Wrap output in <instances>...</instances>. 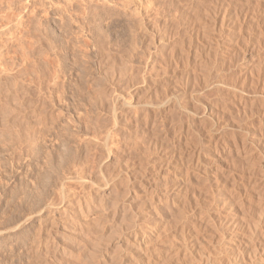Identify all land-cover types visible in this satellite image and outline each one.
<instances>
[{"label": "rangeland", "instance_id": "obj_1", "mask_svg": "<svg viewBox=\"0 0 264 264\" xmlns=\"http://www.w3.org/2000/svg\"><path fill=\"white\" fill-rule=\"evenodd\" d=\"M219 3L0 0V264H124L118 257L122 248L116 247L119 250L113 254L109 249L117 260L105 258L96 250L97 242L105 246L110 237L140 225L138 213L145 201L142 183L151 177L153 164L159 170L153 176L155 204L165 209L168 217L174 210V191L166 187L169 165L165 160H153L162 155L170 159L184 147L190 128L198 133L197 145L206 146L205 130L209 126L226 131L230 138L235 129L239 133V125L264 126V118L261 120L257 111L251 118V112L247 113V119L241 111V118L237 117L240 123L235 121L233 130L224 126V131L220 126L221 92L213 83L220 70V37L214 29ZM196 17L206 19L205 29L214 26L213 36L203 35L208 28H200ZM233 58L231 65L236 62ZM242 76L240 72L239 84L243 83ZM161 103L164 106L159 107ZM256 150L255 169L261 172L264 144ZM232 156H228L230 161L227 155L225 159L221 156L209 165L206 182L202 181L208 186L201 185L208 196L230 182L226 173L247 177L241 160L237 162L235 153ZM187 168L182 175L188 174ZM104 180L112 184L108 194L100 190ZM195 185L198 188L197 181ZM262 188L261 184L249 186L246 182L243 193L235 195L238 205L249 208L244 209L247 214L241 213L246 216L248 232L255 226L258 204L264 200V194L254 192L264 191ZM116 200L121 205L125 202L123 209L116 208ZM115 209L119 214H114ZM45 217H54L60 227L46 230ZM84 218L93 222L88 230L82 226ZM103 225L106 227L101 229ZM62 228L66 232H61ZM38 239L41 247L36 252Z\"/></svg>", "mask_w": 264, "mask_h": 264}, {"label": "bare ground", "instance_id": "obj_2", "mask_svg": "<svg viewBox=\"0 0 264 264\" xmlns=\"http://www.w3.org/2000/svg\"><path fill=\"white\" fill-rule=\"evenodd\" d=\"M218 16H219V18H217L218 19V23L216 25L217 27L215 28L213 26L214 29H218L217 35H219V37H220V45H221V46H219V44H218V47H220L219 78L217 81L213 82L214 84L218 85L219 91L221 92L220 93L221 99L218 98L219 100H221V101H219L220 105H218V106H220L219 107L220 110L218 111V113L219 112L220 113L217 115H220V116H218V118L219 119L221 118V121L220 120L219 121L222 124L220 125V123H218V125H220V126L223 125L222 129L224 126H225L224 128H229L231 126L232 129H230V128L229 129L233 130L236 128L235 127V124H236L235 121L241 120L240 118L242 115H239V113L241 111H242V114L245 115V118L247 117V113H249V112H251V114H249L250 118H251V116L253 115V112H254V114L256 113L255 111H257V113H260V114H258V116L260 115L259 117L261 118V120H262V118H264V113H263L264 112V0H220ZM197 17H199V16H197ZM201 17H202V15H201ZM201 17H200V20L197 18L198 19L197 23L200 25L199 26L200 28L202 27V29H205V27L207 26V25H205V23H206L205 18L207 16L205 17V15H204L205 18L203 17V19H201ZM214 21H216V20H214ZM213 27L208 28L209 32L206 31L207 33L205 32L203 35L213 36V33H212V30H214ZM200 28H198V29H200ZM215 31L216 30H214L213 32H215ZM209 36H207V37H209ZM175 48L176 47H174V49ZM208 50L209 49H207V51ZM207 53L208 52H206V56H207ZM231 55L232 56L235 55V56L239 57V59L237 58V60H236V58L233 56L235 58V61H236L235 63L232 64L233 66L231 65L232 61H230V59L233 58V57H231ZM215 57H214V59H215ZM234 58H233V60H234ZM209 64H210V62H209ZM212 65H214V64H212ZM204 68H205V66H204ZM207 71L208 70L206 69L205 72H207ZM240 72L243 74V76H242L243 77V79H242L243 83H241V84H239V81H238V76H239ZM193 73H195V72H193ZM215 78H217V76ZM235 78H236V80H235ZM194 79H196V78H194ZM208 79H210V78L208 77ZM198 80H200V79H198ZM173 82H174V80H173ZM194 82H195V80H194ZM237 82L240 86L237 84ZM201 84L203 85V82ZM196 85L197 84H195V87H196ZM201 87L202 86H200V88H199L200 90H201ZM202 89H204V88L202 87ZM195 90H198V89H195ZM214 91H216V90L214 89ZM192 92H196V91L193 90ZM198 97L199 96H197V98ZM215 97H217V96L215 95ZM215 97H214V99H216ZM168 100H169V98H168ZM170 100H173V99H170ZM200 100L202 101L203 99H200ZM211 101H213V100H211ZM216 104H218V103H216ZM162 106H164L163 103H161L159 105V107H162ZM193 106H195V104ZM202 108H203V106H202ZM191 109H193V107ZM214 110H216V109L214 108ZM216 112H217V110L215 111V113ZM190 113H193V112H191V110H190ZM236 113L238 115H236ZM195 114H197V113H195ZM238 116L240 117L239 119L237 118ZM207 117H210V116H207ZM214 118H215V115H214ZM260 118H258V122L260 121L259 120ZM192 119H194V118H192ZM201 119L203 120V118H201ZM205 119H206V117H205ZM235 119H237V120H235ZM193 122L195 123V120H193ZM210 122H211V120H210ZM239 123H240V121L238 122V124ZM261 123H262V121H261ZM206 124H207V121H206ZM188 126H190V123ZM241 126H243V124ZM241 126L239 125V128L237 127V129H239V133L236 132V129L233 131V133H231L233 139L230 138V136H227L225 134L226 131L224 129L223 130L225 132L221 133V132H219V130H214V128L212 129L210 126L207 127V129L204 126L206 129L205 130L206 132L204 131L205 135H206V140H205L204 144H206V146H203V144L197 145L198 144V142H197L198 139L196 136L197 131H195V129L193 128L194 126H191L193 129H191L189 127L190 128L189 129V134H190L189 135V142L186 141V140H188V138H186V140L184 139V141H185L184 147L181 146L179 148V150H177L176 152L173 153V155H171L170 159L167 158L166 155H162V156H159L158 158H156L155 160H153L154 162L157 160L160 162L165 160V161H167V164L169 165L168 166L169 172L167 173L168 180H167V184H166L167 186L166 187H167V191H171V192L174 191L173 196L172 197L170 196L172 198V205L174 208L173 212H170V216L169 217L165 216V213H166V212H164L165 209H164V211H162L157 206V204H155L157 199L154 198L155 197L154 194L156 191L154 189V183L155 182H154L153 176H155L159 170L156 171L157 170L156 166L153 164L152 168L150 169L151 174H152L151 177H149L145 183L144 182L142 183L144 185V187L142 186L143 191H144L142 193H145L144 194V196H145L144 200L145 201L143 204L141 203V205H142L141 208L139 205L140 211L138 213V216H139V219L141 220L140 221L141 223H139L140 225L137 226L136 229L133 231H129L127 229L129 232L128 231L124 232V234L123 233L121 234V232H120L116 236H113V235H112L113 237L109 236L110 240L106 241L107 243H105V246L103 245L104 247L102 245H101L102 247L99 246L101 242L100 243L97 242L99 245L96 243L97 244L96 250L103 253L105 258H108V257L113 258V255H110L111 252L109 253V249L112 250V254H113L114 253L113 250L117 252V250L122 248V253H118L120 255H118V254L117 255L120 258L119 260H123L124 264L125 263L126 264H264V200H262V201L260 200L261 201L260 202L259 199H257L256 202H258V201L260 202V203L258 202L259 203L258 205L260 206V207L258 206V209L260 208V210L257 209L259 211L257 213H259V214H257L258 217L255 215L257 218L256 222H254L255 226L251 229L250 232H248L250 229L247 230L245 228V226L247 227V224L245 221L246 216L243 217L244 215L242 216V214H241V213L245 212V210H246L245 206L246 205L244 204L245 206L243 208V205H242L243 203L242 204L240 203L243 200H241L239 202L240 204L238 205V203H237L238 197H237V202L235 199V195H237V194L241 195L243 193L242 190H245L246 182H248L249 186H254V185L260 186V184L262 185V187L264 186V183H263L264 182V168L262 167L261 172H259L257 169H255V161L257 160V157L259 155V154H257L258 151L256 149L258 148L259 144L260 145H261V143L264 144L263 143L264 142V126L260 125V127H258V128H255L253 125H251V126L247 125V126H243V127H241ZM212 127H214V125ZM216 127H217V125H216ZM198 129H200V128H198ZM215 129H217V128H215ZM218 129H219V127H218ZM213 130L215 131V133ZM216 132H218V133H216ZM215 134H218V135H215ZM227 134H228V132H227ZM200 142L203 143V141H200ZM184 148H185V150H183ZM260 149H262V148H260ZM234 153L236 154V156H234V157L235 158L238 157V158H236L237 162L239 160H241V162H242L241 168L243 169V171H246L244 173H247V177L240 179L239 177L235 176L238 174H235L233 172L228 171V172H230V174H228V173H226V174H227V176H229L230 182L227 180L229 182V183L228 182L225 183L227 185L216 187L215 190H213L212 189L213 187H212L211 189L214 192L210 193L211 196H210V194L208 196L207 193L205 194V188H202L203 186L201 187V185L202 184L207 185V183H205L206 182L205 178L208 176L207 172H209L208 171L209 165L211 163H213V161H216V163H217V161L220 158H222L221 156H223V158L225 159L226 157H224V156L227 155V158H228V156H232ZM262 155L264 156V154H262ZM164 156H166V157H164ZM229 159L230 158H228V160ZM232 160L234 161V159H232ZM260 160H262V159H260ZM256 163H258V162H256ZM185 165H186V167H189L190 169L187 168L189 171L186 170L188 174L187 175L184 174V175H186L184 178L183 177L184 175H182V173L184 171V168H186ZM259 166H261V165H259ZM263 166H264V164H263ZM220 170H222V169H220ZM217 172H219V171H217ZM219 173H221V172H219ZM219 173H218V175H219ZM226 174L224 176L225 179H223V182H226ZM194 177H199L196 180L197 184H198V188L195 185L196 181L194 180ZM181 178H184L183 179L184 182H182L183 184L181 183V180H182ZM112 179H114V178H112ZM203 179H205L204 180L205 182H202ZM109 180H106V181L104 180L105 183L102 184L101 188L99 187L101 191L105 192V194L109 193L108 190L110 189V187L112 185L110 183V181H112V180H110V181ZM219 180H217V182ZM193 182H195V183H193ZM228 184H230V185H228ZM235 190L238 193H236ZM251 190L253 191V189H251ZM252 191H251V193H252ZM261 191L259 190V192H258L256 190L254 193L257 192L258 195H260L259 193H261V195H263L264 191H262V192ZM239 192H241V193H239ZM168 194H170V192ZM204 196L205 197L207 196V198H205ZM254 196H256V195H254ZM263 196L261 198H263ZM115 197H117V196H115ZM241 198H242V196H241ZM254 198L256 199V197H254ZM258 198H260V197L258 196ZM63 199L64 198H62V201H63ZM249 199H252V197ZM124 201H126V200H124ZM121 202H123V201H121ZM123 204L121 205V203H119V200H116V202H115L116 208L122 207V209H123V207H124ZM250 205H252V203ZM68 206H70V205H68ZM254 206H256V204ZM254 206H253V208H254ZM247 208H248V206H247ZM254 209L256 210V208H254ZM254 209H253V212L255 211ZM247 210H249V208ZM119 211L120 210L115 209L114 214H116V213L119 214ZM250 211H252V210H250ZM248 213H249V211H248ZM251 213L249 214V216L252 215ZM243 214H247V213L245 212ZM254 214H256V213H254ZM79 217H80V214H79V216H77V219ZM45 218L47 219V217H45ZM91 218H92V216H91ZM129 218H131V217H129ZM252 218H253V216H252ZM84 219L85 220H83V222H81V223H83L82 226L88 230V229H90V225H92V223H93L92 221L94 218H92V221H90L91 219L90 220H88L86 218H84ZM109 220H110V218H109ZM129 220H133V219L131 218ZM46 221L47 222H46V224H44L43 227L46 230L48 229V231H50L49 229H52V228L58 229L60 227V225L58 224L59 221L56 222L54 217L51 219L49 218V220L47 219ZM94 222H96V221H94ZM131 223L133 225V222H131ZM17 225H16V227H17ZM96 225H98V222L96 223ZM105 227L106 226L103 225L100 228L104 229ZM114 228H116V227H114ZM128 228H130V227H128ZM125 230H126V228H125ZM244 230L248 234H246V232L244 233ZM61 232H66V230L62 228ZM41 236L39 233L38 238H41ZM64 236H66V235H64ZM40 242H41V239H38L36 249H35L36 252H38L39 247H41ZM116 247L119 249H116ZM117 258H115V259L117 260ZM75 263H73V264H75ZM34 264H35V262H34ZM115 264H117V263L115 262Z\"/></svg>", "mask_w": 264, "mask_h": 264}]
</instances>
